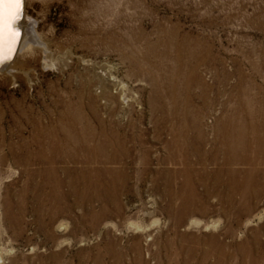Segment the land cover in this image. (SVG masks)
Returning <instances> with one entry per match:
<instances>
[{
  "label": "rangeland",
  "instance_id": "rangeland-1",
  "mask_svg": "<svg viewBox=\"0 0 264 264\" xmlns=\"http://www.w3.org/2000/svg\"><path fill=\"white\" fill-rule=\"evenodd\" d=\"M24 12L35 44L0 70V264H264V0H25ZM37 132L57 156L24 162ZM53 170H101L118 198L65 184L51 204ZM190 185L206 213H178L172 191Z\"/></svg>",
  "mask_w": 264,
  "mask_h": 264
},
{
  "label": "bare ground",
  "instance_id": "bare-ground-1",
  "mask_svg": "<svg viewBox=\"0 0 264 264\" xmlns=\"http://www.w3.org/2000/svg\"><path fill=\"white\" fill-rule=\"evenodd\" d=\"M24 8H25V0H21L20 17H19V19H17L15 21V25H14L15 30H16V32H18L19 35L17 36L15 43L12 45V51L10 53L7 52V38H5L4 50L7 53V56L9 58H7L3 61H0V70L8 69L9 67H11L16 62V59H17L19 53L24 50L26 45L33 46L35 44L33 37L37 36L35 34L36 31L34 30V28H32L33 26L29 21H25V16L23 18V15L25 13ZM21 26H24V32H23L22 38L20 40ZM30 49H31V47H30ZM15 52H16V55H15V58L13 59ZM12 59H13V61L10 62ZM8 62H9V64H6ZM101 76L102 77L104 76V72H102ZM227 128H228L227 133L229 134L227 137L232 138L231 136H233L234 131L237 130V127L235 125H231V126H227ZM38 134L39 133L37 132V134L33 137V142H24V144L21 145V148H23L27 151V155L21 159L24 162H29L32 159H35V160L48 159L51 161L52 158H55L57 156V149H59V148H57L58 144H56L54 141H49L46 143V141L43 140V138H41L40 134L39 135ZM32 145L33 146L35 145V147L33 148ZM232 156H233V154H231V153L227 154L229 163L233 162L234 158ZM1 160L4 161L5 156H2ZM227 172L232 173L231 170H227ZM76 173L77 174H74L70 179L63 180V178H60L57 175V170H53L52 171L53 175H51L52 179H51V183H50V190H49V192L46 193L45 199L46 200L48 199V201L51 204L56 205L61 198L65 197L67 195L66 192H61V191H60V193H56L65 184L71 186V188H72L71 194H74V195L79 196V197H85L87 202H89L91 197H99L102 199H104L105 197H106V199L118 198L117 197L119 194L118 185H115L112 183L110 184L109 182L102 181L100 174H102L103 172L101 170H94V172L90 171V172H87V174L85 173V171H82L81 173L79 171H77ZM108 174L111 175V179L113 181V179H115V176L113 175V173L110 170H108ZM221 175H222L221 171L219 173H216L215 179L217 182L221 181L220 180L222 177ZM228 175H230V174H228ZM46 178H48V177H46ZM224 183L227 184L226 187H228V189L232 193L231 194L228 193L230 196L227 198H224L223 201H226L229 205H231L233 203L232 201H234L233 196L235 194V187L233 185V182H232V179L230 176H228L227 181H224ZM120 187H121V185H120ZM184 188H186V187H184ZM237 188H238V186H237ZM29 189H30L29 186H26V188H24V190H23V196L24 197L29 196V193H28ZM31 189L34 192L32 194V197L37 199L38 197L41 196L40 190L43 189V185L37 183ZM188 190H189V194H187L186 192H184V193L180 192L179 193L175 190L172 191L173 197L175 196V197H178L179 199H181L180 206H178V208H177L178 213L180 215H183L185 213H190V212H192V213L198 212L201 214L206 213L208 210V207H207L208 203L206 202V200L201 198L202 196L199 197L197 194H195L193 188H191V185H190ZM253 191H254V188H253ZM42 206H41V208H42ZM118 210H119V207H118ZM0 258L2 259L3 256L1 255Z\"/></svg>",
  "mask_w": 264,
  "mask_h": 264
},
{
  "label": "snow or ice",
  "instance_id": "snow-or-ice-1",
  "mask_svg": "<svg viewBox=\"0 0 264 264\" xmlns=\"http://www.w3.org/2000/svg\"><path fill=\"white\" fill-rule=\"evenodd\" d=\"M21 0H0V61L7 58L4 50L5 38H7V52L12 51L18 32L15 30V21L20 17Z\"/></svg>",
  "mask_w": 264,
  "mask_h": 264
},
{
  "label": "water",
  "instance_id": "water-1",
  "mask_svg": "<svg viewBox=\"0 0 264 264\" xmlns=\"http://www.w3.org/2000/svg\"><path fill=\"white\" fill-rule=\"evenodd\" d=\"M21 19V18H20Z\"/></svg>",
  "mask_w": 264,
  "mask_h": 264
}]
</instances>
